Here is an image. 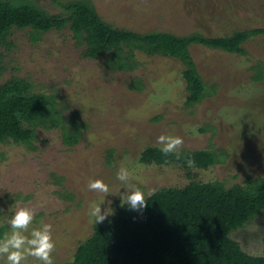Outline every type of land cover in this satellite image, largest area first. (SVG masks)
Returning <instances> with one entry per match:
<instances>
[{
	"label": "rangeland",
	"instance_id": "1",
	"mask_svg": "<svg viewBox=\"0 0 264 264\" xmlns=\"http://www.w3.org/2000/svg\"><path fill=\"white\" fill-rule=\"evenodd\" d=\"M35 1L50 13L60 11L54 0ZM92 2L105 21L141 33L219 36L264 27V0ZM12 40L0 82L11 76L27 78L34 91L56 94L66 115L75 113L88 125L71 147L62 143L60 129H38L36 151L0 144V227L11 231L7 221L16 208L35 209L30 231L42 223L52 225L54 264H69L78 243L91 234L94 218L88 213L93 202L104 201L102 211L109 208L111 213L121 206L120 194L127 191L117 179L121 166L131 171L130 183L145 194L188 183L177 166L140 162L144 148H161L157 138L162 134L183 137L181 149L213 144L225 150L224 163L191 169L196 181L220 180L229 186L264 177V79L253 81L250 68L259 60L264 63V35L244 44L247 56L192 45L190 53L204 82L217 87L213 96L191 108L184 105L183 66L176 59L138 53L141 66L135 71L107 72L101 60L81 57L68 30L49 32L35 44L28 30H16ZM132 77L142 80L143 90L129 89ZM94 179L107 183L110 193L89 191L88 182ZM232 237L247 253L261 255L264 213ZM0 264H7L6 257L0 256ZM24 264L41 262L28 257Z\"/></svg>",
	"mask_w": 264,
	"mask_h": 264
},
{
	"label": "trees",
	"instance_id": "2",
	"mask_svg": "<svg viewBox=\"0 0 264 264\" xmlns=\"http://www.w3.org/2000/svg\"><path fill=\"white\" fill-rule=\"evenodd\" d=\"M60 7L50 13L35 0H0V76L5 59L14 47L16 30H28L35 44L49 32L68 30L84 59L101 60L109 72H133L141 66L137 54L178 60L185 82L184 105L200 104L216 92V84L204 82L190 47L247 56L244 44L264 35V27L233 30L219 36L200 32L176 35L167 31L136 32L116 27L98 14L92 0H54ZM253 81L264 79V63L250 67ZM129 89L143 90L140 78L132 77ZM56 94L34 91L29 79L11 76L0 82V144L13 143L36 151L37 130L60 129L62 143L74 146L88 125L77 114H65ZM204 131V130H202ZM195 160L189 167L187 158ZM223 148L181 149L180 158H166L157 146H147L139 160L145 164L174 165L189 180L183 187H162L152 193L142 213L119 207L103 223H94L91 234L80 241L69 264H264L263 253L243 250L232 234L264 213V177L246 178L227 186L220 180L193 179L192 168L224 163ZM108 163L112 164L111 156ZM71 197V195L69 196ZM0 227V237L6 232Z\"/></svg>",
	"mask_w": 264,
	"mask_h": 264
},
{
	"label": "clouds",
	"instance_id": "3",
	"mask_svg": "<svg viewBox=\"0 0 264 264\" xmlns=\"http://www.w3.org/2000/svg\"><path fill=\"white\" fill-rule=\"evenodd\" d=\"M193 131H195L193 129ZM160 150L168 158L175 155L180 158V150L184 139L181 136L162 134L157 138ZM189 167L195 166V160L187 158ZM117 179L126 185V192L120 194L121 207L128 206L130 210L142 213L148 207V200L152 193L145 192L138 186L131 184V171L121 166L117 171ZM89 191L108 195L110 188L102 179L89 180L87 185ZM93 202L89 206V216L94 218V223H103L112 213L109 208L102 211V204ZM11 211V209H10ZM36 217L35 209L31 207H18L7 221L11 231L5 232L0 237V256L6 257L7 264H24L28 257L35 258L41 264H54L53 253L56 250V241L53 237L51 224L42 223L39 228L31 229Z\"/></svg>",
	"mask_w": 264,
	"mask_h": 264
}]
</instances>
